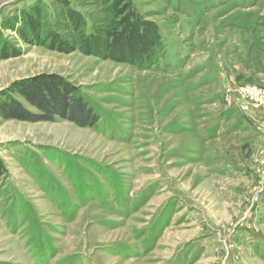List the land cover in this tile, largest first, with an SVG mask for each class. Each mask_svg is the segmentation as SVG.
Here are the masks:
<instances>
[{
    "label": "rangeland",
    "instance_id": "rangeland-1",
    "mask_svg": "<svg viewBox=\"0 0 264 264\" xmlns=\"http://www.w3.org/2000/svg\"><path fill=\"white\" fill-rule=\"evenodd\" d=\"M46 75L96 123L4 115L40 113L22 90ZM245 85L264 88V0H0V264H264Z\"/></svg>",
    "mask_w": 264,
    "mask_h": 264
},
{
    "label": "trees",
    "instance_id": "trees-1",
    "mask_svg": "<svg viewBox=\"0 0 264 264\" xmlns=\"http://www.w3.org/2000/svg\"><path fill=\"white\" fill-rule=\"evenodd\" d=\"M136 17L138 18V20H134L132 22L137 23L139 21L138 30L139 34L142 35L145 31L144 24H141L140 20L142 19L140 16L136 15ZM19 29H21V31L19 30V33L24 30L23 27H19ZM156 30L157 39L154 42V46L155 44L159 45V42L161 41L160 30ZM42 34L40 36H42ZM82 35L85 41L93 39L92 34L88 35L82 33ZM55 48L58 49L57 47ZM150 55H152V53L147 55L146 52H143L142 54H140V56H138V58H140L142 63L146 61L148 64H152L154 63L152 62L153 57H150ZM42 77H47L49 78V80L40 79V82L43 81V83H45L42 84L41 82V85H39L38 82H35L37 81L35 80L33 83L26 84V87H24V89L22 90L23 96L27 98L30 103L36 106L40 110V113L29 112L25 110L21 102L15 98L8 103L6 110L3 111L6 117L12 119L18 118L20 120L29 122H36L53 120L54 116L58 115L61 118L69 119L79 127L89 126L96 123V121L99 119V115L93 112V110L88 106L82 96H78L76 94L75 89H70V86L65 84V90H62L61 84L65 82L61 81L58 75H46Z\"/></svg>",
    "mask_w": 264,
    "mask_h": 264
},
{
    "label": "built area",
    "instance_id": "built-area-1",
    "mask_svg": "<svg viewBox=\"0 0 264 264\" xmlns=\"http://www.w3.org/2000/svg\"><path fill=\"white\" fill-rule=\"evenodd\" d=\"M230 89L228 90V92ZM239 92H241V99H235V103L239 105V107L244 108L243 106H240V103L246 104V106L256 107L260 108L264 106V88L259 86H241L239 88ZM228 99V97H227ZM229 100V99H228ZM246 109V108H244Z\"/></svg>",
    "mask_w": 264,
    "mask_h": 264
},
{
    "label": "crops",
    "instance_id": "crops-1",
    "mask_svg": "<svg viewBox=\"0 0 264 264\" xmlns=\"http://www.w3.org/2000/svg\"><path fill=\"white\" fill-rule=\"evenodd\" d=\"M220 76H222L223 74H219ZM224 77V76H223ZM227 113V112H226ZM220 114H222V113H220Z\"/></svg>",
    "mask_w": 264,
    "mask_h": 264
}]
</instances>
